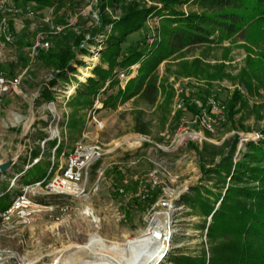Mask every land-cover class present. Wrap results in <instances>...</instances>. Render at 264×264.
<instances>
[{
    "label": "rangeland",
    "instance_id": "rangeland-1",
    "mask_svg": "<svg viewBox=\"0 0 264 264\" xmlns=\"http://www.w3.org/2000/svg\"><path fill=\"white\" fill-rule=\"evenodd\" d=\"M132 1L145 8L162 5L161 0ZM132 1L54 0L41 5L0 0V74L20 76L22 82L0 104V160L13 159V165L17 161L21 166L14 167L16 173L24 167L20 187L12 181L14 176L11 180L2 176L9 170H0V213L23 186L54 178L78 142L98 143L103 152L91 166L83 192L60 194L40 187L27 195L32 203L24 208L26 216L14 211L7 220L0 218V264H68L77 259L73 264H125L126 257L116 247L128 241L152 245L157 241L161 246L167 241L166 257L155 264H175L174 248L193 256L209 255L219 241L207 238L205 227L211 218L198 215L186 197L194 198L196 189L224 194L226 188L216 185V176L203 177L202 166L220 162L228 152L226 143L238 134L241 141L234 161L242 156L240 150H247V142L262 139L264 72L258 61L264 45H253L236 34L220 45L183 49L166 57L154 71L159 87L155 101L135 94L105 107L130 81L132 91L138 85L140 63L117 67L115 83L107 81L92 97L91 106H72L69 101L77 88L94 74V67L102 65L104 46L98 41L108 34H97L96 45L90 43L101 16L118 19L123 2ZM12 8L15 11L8 10ZM179 9L189 13L198 5L190 1ZM106 27L111 30L113 25ZM161 31V18L148 16L122 44V53L134 48L147 52L148 36L154 38L156 48L163 40ZM39 32H57L52 47L54 41L73 44L75 36H82L81 46L91 49L88 56L79 54L82 64L74 65L76 71H69L55 87L50 80L56 72L42 59L52 47L34 62L27 53ZM5 33L11 34V41ZM216 89L222 90L216 98L225 105V113L223 119L213 115L212 129L207 130L202 120H195L198 109L192 101ZM238 91L241 98L230 117L228 107ZM36 157L40 160L34 163ZM153 195L157 198L152 203Z\"/></svg>",
    "mask_w": 264,
    "mask_h": 264
},
{
    "label": "trees",
    "instance_id": "trees-1",
    "mask_svg": "<svg viewBox=\"0 0 264 264\" xmlns=\"http://www.w3.org/2000/svg\"><path fill=\"white\" fill-rule=\"evenodd\" d=\"M26 3L41 5L53 4L54 0H24ZM192 1L198 5V10L185 13L179 7ZM162 5L144 7L138 1L123 2L124 10L118 19L101 16L102 23L94 30L90 43L96 45L95 38L99 34L108 38L101 42V63L93 69V75L87 82L80 84L76 94L70 99L72 106L88 107L93 103L92 97L97 95L107 81L110 85L115 82L114 72L117 67L128 69L136 63L141 67L138 85L135 90L130 89L132 81L125 90H120L115 97L106 101L105 107L115 106L116 101H126L128 98L141 94L144 99L155 101L158 95L156 79L153 73L163 60L180 52L191 49L192 46L220 45L224 40H230L236 34L243 35L253 45H264V0H161ZM104 4L101 6L103 8ZM156 15L162 20L163 40L155 48L149 50L134 48L131 53H122V44L133 32L139 31L148 16ZM112 24L111 30L107 25ZM84 39L75 36L73 44L68 42L57 43L45 54L42 59L45 64L52 67L56 74L50 80L53 87L62 79L67 78V73L75 72L74 65L82 64L79 54L88 56L90 48L81 46ZM92 40V41H91ZM57 43V44H56ZM89 43V44H90ZM148 48L147 42H145ZM154 48L152 49V47ZM144 47V48H145ZM249 49L252 50L250 47ZM258 66L264 72V52L261 54ZM108 65L105 67L103 65ZM259 69V70H260ZM49 96L52 97L49 93ZM241 98L236 92L228 107V115L233 116L232 109ZM262 139L249 141L245 144L246 151H239L242 156L234 161L238 154V145L241 137L236 135L232 142L226 143L227 153L220 162L210 168L202 166L203 177L214 175L219 182L216 185L224 186L225 193L216 194L211 189L201 192L196 189V196L186 197L190 207L198 215L211 218L206 236L208 239L219 240L210 249L208 255L198 256L182 253L178 248L172 252L175 264H264V129L261 130ZM59 146L56 149L60 151ZM202 155L203 152L200 151ZM38 154L35 152L34 157ZM42 178V177H41ZM39 179V178H37ZM159 191H157V195ZM157 195H153L152 203ZM10 203L3 208L8 209Z\"/></svg>",
    "mask_w": 264,
    "mask_h": 264
},
{
    "label": "built area",
    "instance_id": "built-area-1",
    "mask_svg": "<svg viewBox=\"0 0 264 264\" xmlns=\"http://www.w3.org/2000/svg\"><path fill=\"white\" fill-rule=\"evenodd\" d=\"M132 1V0H127ZM8 7V6H7ZM8 10H14L8 9ZM30 13V9H29ZM31 13L35 15V12L31 9ZM31 15V14H30ZM5 22V19L3 20ZM5 24V23H3ZM111 27V26H110ZM109 30V29H108ZM42 33L39 32L36 35L35 41L27 50L31 62H34L35 59L40 55L41 52L49 50L52 47V36L56 35L57 32ZM6 39L9 41L12 40L11 34L5 33ZM152 36H148V44L153 45L155 42ZM83 45V44H82ZM121 76L125 77V74L122 73ZM21 77H12L6 74H0V104L3 103L6 96L10 95L13 92H17L21 85ZM212 94L207 95L206 98H194L193 104L196 105L198 113L196 115V121L202 120L203 127L205 129H212V123L214 121L213 115L218 118L223 119L225 113V105L216 98V92H222L221 89L213 90ZM54 102H48V105L53 104ZM53 137V134L50 135V138ZM60 139V138H58ZM61 141V139H60ZM46 142V141H45ZM66 157L64 166H62L60 172L52 178L49 182L44 183V181H37L36 184L26 185L22 187L21 193L16 195L13 199L11 206L0 213L1 220H7L8 217L14 211L24 213L23 217L26 216L24 208L31 205V198L27 195L29 192L35 193L36 190L40 187H44L47 191L57 192L60 194L75 193L78 194L83 192L88 181L89 172L94 161L102 156V148L98 143L85 144L78 142L69 152ZM40 160L39 157L35 158V162ZM23 173V172H22ZM17 176L12 179L13 182L17 180ZM2 255V254H1ZM5 259V258H4ZM0 260H3V257L0 256ZM5 261V260H4Z\"/></svg>",
    "mask_w": 264,
    "mask_h": 264
},
{
    "label": "bare ground",
    "instance_id": "bare-ground-1",
    "mask_svg": "<svg viewBox=\"0 0 264 264\" xmlns=\"http://www.w3.org/2000/svg\"><path fill=\"white\" fill-rule=\"evenodd\" d=\"M147 233L142 234V236H146ZM163 237V236H162ZM157 238V237H156ZM158 244V248L156 245ZM162 243H154L152 245L151 243H145V242H140V243H133L132 241H128L125 244H121L120 246L117 245V249L121 251L122 256H125V264H145L148 260L151 262L149 264H155L156 260L162 259V255L166 257L167 252V241L164 243L163 246H161ZM163 247V249H162ZM166 250V251H165ZM102 253V252H101ZM121 256V257H122ZM73 262H79V260H74V261H69L68 264H73ZM82 264H87V263H82Z\"/></svg>",
    "mask_w": 264,
    "mask_h": 264
},
{
    "label": "crops",
    "instance_id": "crops-1",
    "mask_svg": "<svg viewBox=\"0 0 264 264\" xmlns=\"http://www.w3.org/2000/svg\"><path fill=\"white\" fill-rule=\"evenodd\" d=\"M7 98H9L8 96H6V98L4 99V101H6V99ZM4 101H3V103L1 104V105H3L4 104ZM8 160V158L6 159V160H0V164H2V163H6V161ZM17 165H19V166H21L20 164H18L17 163V161L15 162V164L11 167V169L6 173V174H4V175H2L4 178H8V180H11L12 178H13V176L15 177V176H17V175H19V177L17 178V183L16 184H18V186L20 187V185H22V184H24L23 182L21 183V178L23 177V175H21V177H20V174H22V172H23V168H22V170H21V172L20 173H16V171H15V169H14V167L15 166H17Z\"/></svg>",
    "mask_w": 264,
    "mask_h": 264
},
{
    "label": "water",
    "instance_id": "water-1",
    "mask_svg": "<svg viewBox=\"0 0 264 264\" xmlns=\"http://www.w3.org/2000/svg\"><path fill=\"white\" fill-rule=\"evenodd\" d=\"M13 159L6 161V163L0 164V170L2 173L7 172L13 165Z\"/></svg>",
    "mask_w": 264,
    "mask_h": 264
}]
</instances>
